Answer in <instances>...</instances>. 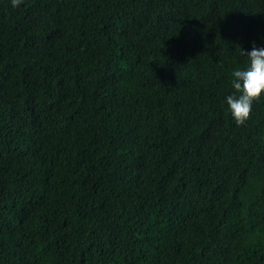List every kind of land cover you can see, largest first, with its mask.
<instances>
[{
    "label": "trees",
    "instance_id": "obj_1",
    "mask_svg": "<svg viewBox=\"0 0 264 264\" xmlns=\"http://www.w3.org/2000/svg\"><path fill=\"white\" fill-rule=\"evenodd\" d=\"M253 44L264 0H0V264H264Z\"/></svg>",
    "mask_w": 264,
    "mask_h": 264
},
{
    "label": "clouds",
    "instance_id": "obj_2",
    "mask_svg": "<svg viewBox=\"0 0 264 264\" xmlns=\"http://www.w3.org/2000/svg\"><path fill=\"white\" fill-rule=\"evenodd\" d=\"M21 3L22 0H11L14 8ZM241 55L247 56L248 66L233 71L231 87L234 92L226 97L228 110L238 126L250 118L253 103L264 96V47L257 48L253 44L251 51L242 50Z\"/></svg>",
    "mask_w": 264,
    "mask_h": 264
}]
</instances>
